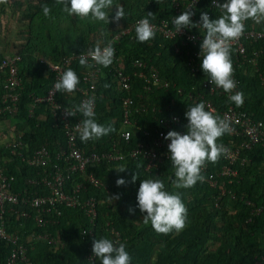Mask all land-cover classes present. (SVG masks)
I'll return each instance as SVG.
<instances>
[{
	"label": "trees",
	"instance_id": "16d2710c",
	"mask_svg": "<svg viewBox=\"0 0 264 264\" xmlns=\"http://www.w3.org/2000/svg\"><path fill=\"white\" fill-rule=\"evenodd\" d=\"M190 1L180 0L181 14L187 10ZM224 2L221 0V3ZM7 3L12 7V13L20 25L19 35L24 40L22 44L14 45L15 50L9 54L23 55L19 65L21 95L18 111L13 115L0 116V123L9 121L15 126L14 140H23L28 145L27 152L23 154L31 155L41 145L47 144L54 160L58 150L65 147L66 139L63 125L54 121L50 106L46 102L36 101L37 97L46 96L56 81V73L43 59L58 62L77 55L68 63L66 70H74L79 77L78 85L84 86L83 78L89 68L79 65L80 53L93 49L97 42L101 46L108 43L121 29L139 19L171 24L180 14L172 0H162L160 4L156 0H113V11L107 10L110 20L107 23L70 16L62 6L56 5L55 0H8ZM45 4L51 8L50 17L43 15L42 7ZM120 4L124 6L125 17L117 23L112 17L115 5ZM210 7L211 0H199L191 10L195 13L193 22H199L202 12L211 11L212 20L222 15L220 9ZM149 12L153 16H148ZM250 28L264 30V22L258 24L249 19L246 29ZM189 30L198 35L204 34L200 28ZM181 40L180 36L166 38L157 31L154 39L140 43L134 30L130 36L115 42V57L122 58L123 62L114 59L107 68L97 65L100 72L96 80L94 118L101 125H112L116 131L87 143L79 138L86 153L108 150L115 141L122 151H128L143 141L152 144L151 135L156 128L162 127L167 133L171 131L163 127L161 118L179 116L187 120L185 113L189 107L204 102L202 95L215 103L217 112L213 114L220 117L223 110L234 104L223 89L210 93L204 86V80L208 77L201 68L200 45L192 41L182 44ZM245 44L249 58L255 56L254 52L257 53L256 65L249 59L239 64L234 49L231 47L230 50L233 75L239 82L240 92L244 93V104L238 108L245 110L253 123L263 122L264 125V42L252 40ZM176 45L181 52H177ZM193 55L196 58V72L189 65ZM2 58L4 56L0 54V60ZM137 60L145 64L144 71L156 68L172 85L169 88L146 87V81L135 75V72L142 70L135 64ZM88 62L95 64L92 60ZM117 68H123L125 73L130 74L132 87L129 91L116 79ZM3 92L0 80V104ZM126 97L134 101L129 114L131 124L128 126L123 124V101ZM56 98L64 105L76 106L80 104L81 94L78 90L71 94L58 92ZM78 114L82 117V114ZM125 128L131 131L129 141L120 136ZM172 130L176 131V127ZM218 141L228 142L233 148L238 147L240 152L232 164L235 174L221 175L214 187L198 181L192 188L175 189L173 183L176 178L170 158L147 170L146 160L126 156L123 160L102 162L88 170L104 184L95 188L86 183V188L79 193L81 202L90 196L97 198L98 216L94 223L90 222L81 206H61V215L51 210L46 214L50 222L40 227L29 205L7 204L2 214L4 226L8 232L18 234L25 243L31 264H101L92 251L94 240L99 238L125 244L131 264H264V213L252 214L255 206L264 207V146L259 143L246 149L242 146L244 137L235 132L225 133ZM3 149L1 155L6 160L1 164L5 173L14 177L11 189L17 193L26 192L29 197L46 194L48 189L39 182L42 171L27 164L18 154H12L9 147ZM206 163L208 172L215 174L224 168L228 160L222 154L216 163ZM117 165H124L128 169L117 173ZM135 172L138 179L133 183L131 178ZM118 177L124 178L127 183L117 187ZM144 179H160L166 191L181 194L187 208L186 227L181 232L158 234L151 223H143V216L137 207V193ZM78 181L87 182L86 177L78 174L67 182L66 190L70 192ZM109 195H119L120 199L111 201ZM129 208H133L134 213H130ZM23 209L29 210L32 216H22L20 210ZM113 229L119 233L120 239L112 232ZM45 233H49L51 239L45 237ZM30 234L34 238L30 239ZM40 235L42 238L36 239ZM11 249V244L0 238V264H7ZM91 255L94 256L93 260H89Z\"/></svg>",
	"mask_w": 264,
	"mask_h": 264
},
{
	"label": "built area",
	"instance_id": "2783aa9c",
	"mask_svg": "<svg viewBox=\"0 0 264 264\" xmlns=\"http://www.w3.org/2000/svg\"><path fill=\"white\" fill-rule=\"evenodd\" d=\"M174 6L176 7L177 13L181 12L180 9V0H172ZM186 1V0H182ZM199 0H191L186 8L187 10L194 9ZM221 3V0H218ZM216 8L211 0V7ZM221 11V10H220ZM209 17L212 16L211 11H207ZM181 14V13H180ZM179 14V15H180ZM144 19V18H143ZM141 19L135 21L129 26L121 29L117 34L112 36L113 38L109 41L112 42V46L115 42H118L124 36H130L135 30L137 23ZM153 26L155 32L159 31L166 38H176L177 36L182 37V44L187 41H192L194 44L201 45L204 38L203 34H196L191 32L189 29H182L179 33L177 32L174 23L167 21H161L160 24L149 21ZM243 35L232 42L231 47L236 53L237 60L239 64L245 63L248 59L253 63L257 64L256 57L257 53L254 52V57L249 58L247 53L246 41H262L264 42V30H258L255 28L246 29ZM108 42V43H109ZM106 43V44H108ZM102 45L101 47L105 46ZM114 48V47H113ZM177 52H181L180 47L176 45ZM83 54L87 56L86 53H80L78 57ZM196 54V52L194 53ZM77 55H71L65 57L58 62L50 61L43 59L44 63L50 68L51 71L56 73V81L53 86L49 89L48 93L44 97H37V102H46L50 106L53 113L54 121L57 123H62L63 131L66 138V146L63 149L58 150L56 153V160L47 144L41 145L37 150L34 151L33 155L25 156L23 150L25 149V144L22 140H15L10 145L9 148L13 154H18L24 161L28 164L35 167H44L43 175L40 183H42L47 189V193L44 195H36L29 197L26 192L17 193L14 192L11 188L13 186L14 177L8 176L5 174L4 169L0 165V238L8 241L12 245V251L7 258V264H31V260L28 256V248L25 243L21 240L20 236L16 233H10L5 228V223L3 219V212L7 204L19 205L26 204L29 205L31 210L33 209V217L38 226L43 227L49 223V219L46 217L51 210H53L56 215H61V206L64 207H77L81 206L87 216L90 219L91 223H94L98 216V200L95 196L88 197L84 202H81L79 193L86 188L88 184L94 186L95 188H100L104 186L103 182L98 179L92 171L88 172L89 168L95 167L96 165L102 162H112L125 159L126 156L132 158H141L147 162V170H150L165 159H169L168 154V144L171 141L165 140L164 137L167 135V130L162 127L156 128L153 135H151L152 144L147 143L146 141L139 142L135 147H132L128 151H122L118 147V143L115 141L112 143L110 149L103 151L92 150L86 153L79 141V132L77 130V125L80 124L82 117L77 113L74 117L66 116L64 109H73L72 104L64 105L56 97L58 92H56L54 85L60 79L62 74L66 70V66L70 61L75 59ZM114 59L119 62H123L122 58L115 57ZM23 60V55L20 53H14L12 55L4 56L0 60V80L3 83L4 92L1 96L2 102L0 104V116L13 115L18 111V103L20 99V89H21V79L19 77V65ZM88 60H91L88 57ZM135 64L142 70L137 73L140 78L144 79L147 83L146 87L151 88L153 86H158V88H169L172 85V82L168 79L163 78L160 75V72L156 68H150L148 72L144 71L143 68L145 64H142L140 60H137ZM189 65L192 66L191 70L196 72V58L191 56L189 60ZM100 69L94 64L92 68H89L88 72L84 75L83 85H77V89L81 94L80 103L92 100L93 101V110L96 109V80H98ZM116 79L119 84L129 91L132 87V78L130 74H127L123 71V68H117ZM233 79L236 82V88L232 94L235 92H240L239 82L236 77L233 75ZM264 82V79H262ZM204 86L209 89L210 93H217L222 88L216 87L210 82L209 77L204 80ZM182 92V89H180ZM229 97V93L227 94ZM205 102V108L211 111L212 113L217 112V107L212 100H206L204 96H201ZM134 104V101L131 97H126L123 101V111L124 113V126L131 124V118L129 114L131 112V106ZM221 118H227L230 121L231 131L237 133L244 137V143L242 146L246 149H250L256 144L261 143L264 146V125L263 122L253 123L249 114L242 109L236 107L232 104L221 112ZM160 122L163 127L172 130L176 127V131L181 134H186L188 120H182L179 116H172L170 118H161ZM123 134L128 135V139L124 138ZM120 136L125 141H129L131 138V131L127 128L123 129L120 133ZM218 145H223L227 150L226 154H223L224 157L228 160V163L221 169V171L213 174L208 172V164L201 169V175L204 176L203 182H207L211 187H214L218 184V180L221 175L234 173L232 169V164L235 159L238 158L239 148L232 147L228 142H220L217 140ZM49 168V169H46ZM83 175L86 177V181H78L72 190L69 192L66 190V184L69 180L73 179L76 175ZM235 174V173H234ZM88 183V184H86ZM252 214L264 213V207L255 206L253 208ZM20 213L24 217H31V213L27 209L20 210ZM53 221L52 223H55ZM92 230H90V233ZM116 234L117 238L120 239V235L115 229L112 230ZM32 238L33 234L31 235ZM45 237L51 239L49 233H45ZM42 238V235L38 236L36 239ZM117 241V240H116ZM94 256H90L89 260H93ZM264 260V256H263Z\"/></svg>",
	"mask_w": 264,
	"mask_h": 264
},
{
	"label": "clouds",
	"instance_id": "9594fccd",
	"mask_svg": "<svg viewBox=\"0 0 264 264\" xmlns=\"http://www.w3.org/2000/svg\"><path fill=\"white\" fill-rule=\"evenodd\" d=\"M8 0H0V4H6ZM158 4L162 0H156ZM56 5L62 6L63 11L70 16L80 20H91L93 22L104 21L110 23L109 9L113 11V0H55ZM70 4V6H69ZM216 8L220 9L222 15L218 19H210L207 12H202L199 22H193L195 15L190 8L179 16H176L173 23L177 32L182 29L200 28L204 30V38L200 45V56L202 58L201 68L209 77L210 82L216 87L222 88L229 93V101L236 107L244 104V93L235 92L236 82L233 79V64L231 61L232 42L239 39L245 31V21L251 19L256 23L264 22V0H225L219 3L213 0ZM115 14L112 20L119 22L125 17L124 6L115 5ZM45 17H50L51 8L45 4L42 7ZM153 16V13H148ZM136 39L140 43L148 42L155 38V31L147 18L141 19L136 27ZM115 49L112 42L101 47L97 42L93 49H89L87 56H79V65L85 68H92L93 64L88 62V57L96 65L109 67L114 60ZM77 73L69 68L55 83L56 92L74 93L79 84ZM66 116L74 117L77 113L82 114L83 119L77 125V130L82 142L98 140L116 131L112 125H101L94 118L93 101L87 100L73 109H64ZM188 124L186 134L178 131H168L164 137L171 141L168 144V154L171 166L174 169L175 189H188L196 185L198 181L203 182L204 176L201 169L206 162L216 163L222 154L227 150L223 145H218V138L231 131L230 121L214 115L211 111L205 110V103L200 102L189 107L185 113ZM128 139L127 134H123ZM140 167V165H137ZM117 173L125 172L128 169L124 165L115 167ZM138 179L137 173L132 175L131 181L135 183ZM127 181L118 177L117 187L123 186ZM111 201L120 199L119 195H109ZM137 207L139 208L145 225L151 223L152 228L158 234H169L173 231L181 232L186 227L187 208L182 202L179 192L170 193L165 190V184L160 179L141 180L137 193ZM129 208L130 213H134ZM93 255L101 261V264H131V257L126 251V246L119 241L115 243L109 238L95 239L93 242Z\"/></svg>",
	"mask_w": 264,
	"mask_h": 264
},
{
	"label": "rangeland",
	"instance_id": "374dc122",
	"mask_svg": "<svg viewBox=\"0 0 264 264\" xmlns=\"http://www.w3.org/2000/svg\"><path fill=\"white\" fill-rule=\"evenodd\" d=\"M19 23L16 21L15 16L12 13V7L9 3L0 4V54L7 56L11 54L15 47L14 45H20L24 40L19 35ZM11 122V121H10ZM14 132H11L7 128L4 132L0 130V152L3 151L6 142L14 141ZM1 157H3L1 155Z\"/></svg>",
	"mask_w": 264,
	"mask_h": 264
},
{
	"label": "crops",
	"instance_id": "0c3cea01",
	"mask_svg": "<svg viewBox=\"0 0 264 264\" xmlns=\"http://www.w3.org/2000/svg\"><path fill=\"white\" fill-rule=\"evenodd\" d=\"M7 128L8 129H10L11 130V132H15V126L12 124V123H9V121H3V122H1L0 123V130H3L4 132H6L7 131ZM14 136H15V134H14ZM16 138V137H15ZM66 139V138H65ZM18 140V139H17ZM15 141V140H14ZM23 141V140H22ZM13 141L11 140V142L9 141H7L6 142V145H5V147L7 146V147H9V145L12 143ZM24 142V141H23ZM24 144H25V149L23 150V152H27V148H28V145L24 142ZM66 146V145H65ZM10 151H11V149H10ZM12 153V152H11ZM34 153V152H33ZM33 153L31 154V155H33ZM13 154V153H12ZM25 155V154H24ZM31 155H28V156H31ZM25 156H27V155H25ZM0 157H1V152H0ZM5 160H6V157L4 156V157H2V160L0 161V165L2 166V168L4 169V167H3V163L1 164V162H5ZM23 160V159H22ZM27 163V162H26ZM28 164V163H27ZM30 165V164H29ZM30 166H32V165H30ZM33 167H35V166H33ZM36 168H39V170L40 171H42V174L40 173V181H41V179H42V175H43V169H45L44 167H42V168H40V167H36ZM46 169H49V168H47L46 167ZM4 172H5V170H4ZM6 174V173H5ZM11 233V232H10ZM31 235V234H30ZM30 239H32V237L30 236ZM8 242V241H7ZM9 243V242H8ZM11 247H12V245H11ZM13 248V247H12ZM11 251H12V249H11ZM11 251H10V253H11ZM10 255V254H9ZM8 255V256H9ZM8 258V257H7Z\"/></svg>",
	"mask_w": 264,
	"mask_h": 264
}]
</instances>
